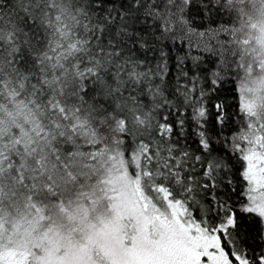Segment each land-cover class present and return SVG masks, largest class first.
<instances>
[{
	"label": "snow or ice",
	"instance_id": "snow-or-ice-1",
	"mask_svg": "<svg viewBox=\"0 0 264 264\" xmlns=\"http://www.w3.org/2000/svg\"><path fill=\"white\" fill-rule=\"evenodd\" d=\"M0 264H264V0H0Z\"/></svg>",
	"mask_w": 264,
	"mask_h": 264
},
{
	"label": "trees",
	"instance_id": "trees-1",
	"mask_svg": "<svg viewBox=\"0 0 264 264\" xmlns=\"http://www.w3.org/2000/svg\"><path fill=\"white\" fill-rule=\"evenodd\" d=\"M218 23L227 21V16H217L214 17ZM192 23L196 26L197 32H205L207 28V21L202 20L199 16L193 15ZM203 24L204 27H200ZM159 36V33H157ZM210 37L199 36L196 34H191L182 30L179 25H175L172 33L168 34L166 39L160 40L156 45H154V51L148 52V60L154 66L160 56V50L163 49L164 52L168 53V66L170 69V76H175L178 69L176 67V62L179 59L185 60V65L189 68L192 66L191 57L197 55L205 56V67H211L210 62H208V57L206 53L202 52L205 44L209 41ZM231 102V101H230Z\"/></svg>",
	"mask_w": 264,
	"mask_h": 264
}]
</instances>
